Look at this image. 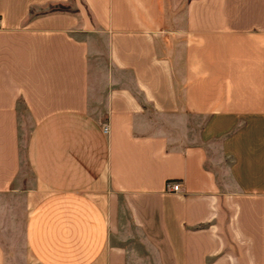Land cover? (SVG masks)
<instances>
[{
  "label": "crops",
  "instance_id": "crops-1",
  "mask_svg": "<svg viewBox=\"0 0 264 264\" xmlns=\"http://www.w3.org/2000/svg\"><path fill=\"white\" fill-rule=\"evenodd\" d=\"M0 25V264H264V0H0Z\"/></svg>",
  "mask_w": 264,
  "mask_h": 264
},
{
  "label": "rangeland",
  "instance_id": "rangeland-1",
  "mask_svg": "<svg viewBox=\"0 0 264 264\" xmlns=\"http://www.w3.org/2000/svg\"><path fill=\"white\" fill-rule=\"evenodd\" d=\"M199 118H198V122H199ZM25 126V125H24ZM30 126V123L27 122L26 123V129H28ZM23 128V127H22ZM25 129V128H24ZM25 172V171H24ZM23 172V173H24ZM30 188H32V178L29 175V173L26 172V176H25V180H24V186H23V192L22 194L19 193V197H14L13 199H11L10 201H5L4 205L8 206V210H9V219L11 218V216H14V219H16V216L19 217V220L22 219L23 217V213L26 212V208H29V206L31 205L30 202L33 201V197H35V195H31L28 197L24 196V193L27 190H30ZM27 198V199H26ZM28 204V205H27ZM3 205V206H4ZM10 227L13 226L15 227L13 224L9 225ZM19 228H21L19 226ZM17 236V237H16ZM15 239L19 241L20 245V249H22V234L19 233L18 235H15ZM150 261V260H149Z\"/></svg>",
  "mask_w": 264,
  "mask_h": 264
},
{
  "label": "built area",
  "instance_id": "built-area-1",
  "mask_svg": "<svg viewBox=\"0 0 264 264\" xmlns=\"http://www.w3.org/2000/svg\"><path fill=\"white\" fill-rule=\"evenodd\" d=\"M103 129L106 130V127H103ZM166 186H168L171 191H176L180 188V183L179 182H166Z\"/></svg>",
  "mask_w": 264,
  "mask_h": 264
},
{
  "label": "trees",
  "instance_id": "trees-1",
  "mask_svg": "<svg viewBox=\"0 0 264 264\" xmlns=\"http://www.w3.org/2000/svg\"><path fill=\"white\" fill-rule=\"evenodd\" d=\"M19 155H20V157H19L20 161L23 162L24 164H26V154H25L24 145L23 146L21 145V148L19 150Z\"/></svg>",
  "mask_w": 264,
  "mask_h": 264
}]
</instances>
